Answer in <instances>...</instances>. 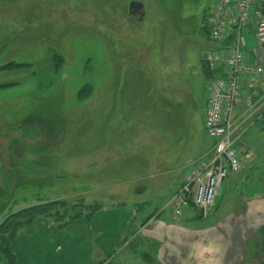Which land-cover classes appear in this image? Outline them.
Returning a JSON list of instances; mask_svg holds the SVG:
<instances>
[{
    "label": "rangeland",
    "instance_id": "374dc122",
    "mask_svg": "<svg viewBox=\"0 0 264 264\" xmlns=\"http://www.w3.org/2000/svg\"><path fill=\"white\" fill-rule=\"evenodd\" d=\"M212 1L0 0V134L20 133L8 146L10 171L0 162L2 248L22 210L51 206L27 226L47 219L61 227L89 217L93 205L116 203L134 207L133 227L98 264H162L160 245L140 230L172 221L162 212L169 192L212 155L203 125ZM131 2L143 4L141 20L128 13ZM241 127L253 154L248 169L221 183L210 210L173 225L207 230L262 199L264 110ZM239 239L242 250L224 262L255 264V252L264 264L253 241ZM223 254L203 256L205 264Z\"/></svg>",
    "mask_w": 264,
    "mask_h": 264
},
{
    "label": "built area",
    "instance_id": "2783aa9c",
    "mask_svg": "<svg viewBox=\"0 0 264 264\" xmlns=\"http://www.w3.org/2000/svg\"><path fill=\"white\" fill-rule=\"evenodd\" d=\"M210 16L214 49L203 58L209 81L203 125L214 143L209 158L188 167L162 210L176 223L210 210L221 183L248 169L253 154L240 140L241 126L264 110V0H213Z\"/></svg>",
    "mask_w": 264,
    "mask_h": 264
},
{
    "label": "crops",
    "instance_id": "0c3cea01",
    "mask_svg": "<svg viewBox=\"0 0 264 264\" xmlns=\"http://www.w3.org/2000/svg\"><path fill=\"white\" fill-rule=\"evenodd\" d=\"M260 198L254 210L226 216L207 230H187L162 217L151 221L140 233L160 245L158 258L162 264H176L180 259H184L183 264H205L204 257H214L215 252L221 251L223 262L215 264H231L224 261L227 255L240 252L239 236L252 241L256 234L264 236V196ZM135 214L134 207L115 203L64 227L37 219L12 240L14 264H98L109 260L132 230ZM0 264H8L1 254Z\"/></svg>",
    "mask_w": 264,
    "mask_h": 264
},
{
    "label": "trees",
    "instance_id": "16d2710c",
    "mask_svg": "<svg viewBox=\"0 0 264 264\" xmlns=\"http://www.w3.org/2000/svg\"><path fill=\"white\" fill-rule=\"evenodd\" d=\"M205 21V20H204ZM205 31H208L207 28L205 29ZM55 206H57V203L52 205V208H54ZM51 207V206H50ZM50 207L48 206V208H44V207H31L25 210H22L18 216V219H22L21 222H13L11 223V226L9 228H7L8 230V239H7V244L5 248H2L0 246V253L2 255V257L4 258L5 261H7L8 264H14L15 261V257L11 251L10 248V244L12 242V240L15 238L16 234L18 233V231H20V229L24 228L25 226H27L28 224H30L35 218L39 217V216H47L48 215V209H50ZM100 208L96 205H93L92 207V213L90 214V216L95 213L96 211H98ZM81 215H74L70 218L69 223L73 222L74 220L80 218ZM68 222L64 225H62L61 227L66 226L67 224H69ZM60 227V226H58ZM3 241H6L5 239H3ZM0 245H2L0 243Z\"/></svg>",
    "mask_w": 264,
    "mask_h": 264
},
{
    "label": "water",
    "instance_id": "95a60500",
    "mask_svg": "<svg viewBox=\"0 0 264 264\" xmlns=\"http://www.w3.org/2000/svg\"><path fill=\"white\" fill-rule=\"evenodd\" d=\"M128 13L136 17L137 20H141L145 14L143 4L140 2H131L128 6ZM19 135V132H13L11 134H0V162L5 172L10 171L7 163L9 156L8 146L11 139L14 137H19ZM246 180H250V177L244 179V181Z\"/></svg>",
    "mask_w": 264,
    "mask_h": 264
},
{
    "label": "flooded vegetation",
    "instance_id": "af4514ba",
    "mask_svg": "<svg viewBox=\"0 0 264 264\" xmlns=\"http://www.w3.org/2000/svg\"><path fill=\"white\" fill-rule=\"evenodd\" d=\"M247 177H250V176L249 175H246L244 177V179L247 178ZM252 243H254L255 250L257 249V251H259V253H261L263 255L264 254V252H263L264 251V236L263 235H260L259 236V239L258 240H254ZM251 255H252V260L254 262H257L259 260L258 253H255L254 252Z\"/></svg>",
    "mask_w": 264,
    "mask_h": 264
}]
</instances>
